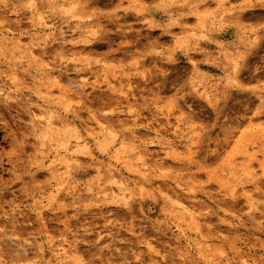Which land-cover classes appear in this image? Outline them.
<instances>
[{"label":"rangeland","instance_id":"rangeland-1","mask_svg":"<svg viewBox=\"0 0 264 264\" xmlns=\"http://www.w3.org/2000/svg\"><path fill=\"white\" fill-rule=\"evenodd\" d=\"M0 42V264H264V0H0Z\"/></svg>","mask_w":264,"mask_h":264},{"label":"bare ground","instance_id":"bare-ground-1","mask_svg":"<svg viewBox=\"0 0 264 264\" xmlns=\"http://www.w3.org/2000/svg\"><path fill=\"white\" fill-rule=\"evenodd\" d=\"M44 26V25H43ZM55 27L53 25H49L47 27L48 30H55L54 29ZM56 33L58 34V36L60 35L61 37H63V35L65 34V32L61 31L60 29H56ZM60 37V38H61ZM58 38V37H57ZM57 38H52V40L55 42L57 41ZM1 43V42H0ZM63 43V42H62ZM61 44V43H60ZM62 44L60 45V49H62ZM59 47H57L58 49ZM56 49V50H57ZM60 50V51H61ZM59 51V49L57 50ZM62 54V52H60ZM61 54H57L58 56H62ZM64 54V53H63ZM56 79V78H55ZM85 79V78H84ZM67 80V79H66ZM57 81L59 82L58 84H66V81L64 79H61V78H57ZM67 82H69L70 84H72L74 86V93L76 95H78L79 93L82 94L83 92V86L82 85H78L76 84L75 82L71 81V80H68ZM66 92H73V89L72 88H69V89H65ZM70 95V94H69ZM74 95V94H73ZM68 166V165H67ZM109 172H111V170L109 169ZM116 178V177H115ZM118 179V178H117ZM112 188L114 189H117L118 191H121L122 193H125L128 189H129V185L127 184V181L123 178H120L119 180L115 181L113 186H111ZM264 188V187H263ZM174 196V195H173ZM169 197V196H167ZM176 202V201H175ZM183 202V201H182ZM177 203L181 204V205H184L183 203H181L180 201L177 200ZM62 249L64 250V247H62ZM63 253H66L65 251H63ZM181 256H183V254H181ZM185 256V255H184ZM187 256V255H186ZM238 256H239V260H240V263L241 264H247L248 263V259L246 258V256L244 255H241L240 253H238ZM183 258V257H182ZM186 257H184L183 260H185Z\"/></svg>","mask_w":264,"mask_h":264},{"label":"crops","instance_id":"crops-1","mask_svg":"<svg viewBox=\"0 0 264 264\" xmlns=\"http://www.w3.org/2000/svg\"><path fill=\"white\" fill-rule=\"evenodd\" d=\"M197 2L198 0H184V3H187V4H192V3H194V2ZM184 12H187V9H186V7L184 6Z\"/></svg>","mask_w":264,"mask_h":264}]
</instances>
